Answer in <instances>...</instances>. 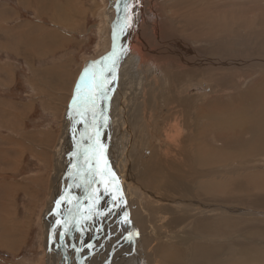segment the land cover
<instances>
[{
    "label": "rangeland",
    "instance_id": "rangeland-1",
    "mask_svg": "<svg viewBox=\"0 0 264 264\" xmlns=\"http://www.w3.org/2000/svg\"><path fill=\"white\" fill-rule=\"evenodd\" d=\"M131 1L133 7L130 9L132 15L130 24H134L136 33L133 37L130 35V38L133 42L138 41L134 40L135 36L138 37V32L142 46L150 48L151 52L146 56L143 64L138 66L137 58L132 57L131 51L126 52L125 55L118 51L120 59L115 68L116 78L109 82L112 73L108 77V88L112 89L113 95L110 105L119 108V111L115 113L118 112L121 118L119 122L124 143L121 147L117 142L118 138L115 139L118 147L116 154L119 159L110 156L111 160L107 157L110 165L114 164L118 167V174H122V169L123 172L124 169L128 170L123 178H117L119 187L125 190L124 185L126 186L128 205L123 207L119 204L116 209L115 219L119 220L122 226V235L112 236L111 232L109 234L104 231V234L108 236L104 239L100 235L96 237V248L101 249L94 255L89 252L85 264H97V261H92L95 255L103 257V262L107 261L106 264L108 261L109 264H161L156 256V249L160 250L158 247L162 245L176 248L179 252V262H166V264H205L201 263L203 262L201 259L192 258L193 243L222 246L223 255L229 252L237 260L236 263L242 260L239 262L241 264H254L255 261H252L251 256L248 258L249 256L246 255L249 254L241 251L244 246L252 247L258 255H261V261H256L255 264H264V228L259 227L264 226V190H260L264 189V151H257L255 153L259 154L256 155L254 153L246 155L243 160H237L236 157L231 160L222 158L208 168L204 164L206 160H202L199 156L203 153V149L199 146L204 145L199 139L204 138L203 135H209L212 137L211 140L205 141L219 147L223 139L219 131H224L225 126H232L233 120L217 114L215 126L210 124L206 129L204 126L206 121L214 123V117L208 119L209 115H205L208 113L206 110L199 114L198 128L201 130L198 133L197 146L194 147L191 143V138L197 134L191 129L193 123L197 122L193 112L197 106L211 109L208 102L213 98L225 100L228 97H237L235 107L245 106L243 113L248 115V113L257 112L259 114H256L254 119L264 121V114H262L264 84L258 85L260 80L264 82V0H140V6L135 0ZM115 2L116 0H70V2L68 0H0V100L4 101H0V149L6 148L7 151H0V219L1 217L16 218L18 224L24 226V230L28 233L27 240L15 252V248L9 244L12 242L13 234L6 220L3 221L5 226L0 222V246L2 247L0 248V264H5V261L7 264H47L46 256L49 250L46 251L43 248L45 241L43 238H49V236H46L44 230L48 226L47 218L54 214L52 211L45 213L48 209L46 200L51 193V191L49 193V180L52 176L58 179L61 175V171L57 173V170H52L56 164L55 155L67 156L66 158H70L71 162L75 158L72 153L73 146L71 149H65L68 140L71 143V138L75 141V138L79 136L80 117L75 116L74 113L71 117L69 115L72 98L85 68L101 60L102 55L109 49L116 16ZM150 9L154 12L156 20L151 18ZM142 11L141 17L139 12ZM64 23L69 27L64 26ZM130 27L125 28V36ZM154 38L160 46L156 45ZM181 43L185 48H190L189 56L194 60L198 61L205 56L213 60V65L217 66L214 68L217 72L211 69L210 63L205 65L208 68L202 66L198 70L201 72L212 70L214 71L212 73H216L222 80V84L224 82L227 84L226 87L229 84L231 86L226 88L218 85L219 88H214L211 80L201 76L184 77V59L177 54L182 51ZM121 48H123L122 45L118 50ZM185 58L188 57L185 56ZM192 58L188 59L193 60ZM225 61L228 65L223 63ZM176 70L182 73H178L179 71L175 73ZM174 74L180 79H186L188 83H185L184 88L189 92L184 90L180 97L172 98L170 96L173 86L171 77ZM10 75L19 76V80L8 88V84L11 83ZM20 77L24 83L20 81ZM117 78L121 79L119 83L116 82ZM255 78L258 80L254 81ZM231 79L234 85L230 83ZM191 83H197L200 88H193ZM256 84L258 87L254 86ZM251 89L256 93L258 91L253 101L254 108L251 104H246L252 100ZM233 93L235 94L232 95ZM240 101H242L241 106ZM218 108L219 112L229 111V108L225 106H223L224 110L221 106ZM32 109L34 111L24 118L27 111ZM141 112L145 113L148 120L147 126L142 121ZM105 115L108 120L107 112ZM245 118L237 117L236 121L240 124L251 123V119L249 122L248 117ZM174 122L179 123L183 132L179 143L172 144L168 143L166 128L168 123ZM70 124L77 126L74 137L71 131H65ZM247 125L249 126L246 124L244 127L247 128ZM12 128L18 132L13 133L11 140L8 139V135ZM261 128L254 127L255 131H258L255 137L264 136L262 133L264 130ZM21 130L22 134H20ZM64 131L68 133L65 135ZM83 144L84 141L82 144L76 142L77 147H83ZM109 148L111 152L112 147ZM186 150L188 151L187 159L183 156V151ZM118 153L122 157V168L121 165L119 166L121 158ZM173 155L176 159L178 158L177 160L183 158L180 160L183 162L176 165ZM4 156L9 162L4 160ZM150 160H154L160 168L157 176L163 177L168 173L172 177L185 178L191 187V191L188 192L190 195L182 198L184 194L181 189L172 194L169 191L163 192L156 183L155 185L145 183L144 169L149 165ZM167 163L172 164L171 168L167 166ZM196 165L198 172L206 174L195 173ZM211 170L214 172L210 173ZM241 176H251L248 184L247 179H244V187L248 186L250 190L248 194L244 191L230 192L228 188H225L229 181ZM205 179H208L209 184L201 192ZM105 180L109 181L105 184V188L107 187V191L111 190L112 195H115L116 185L110 183L111 177L107 176ZM258 185H262L259 191H257ZM105 188L102 190L105 191ZM88 189L85 186L84 191H81L83 194L80 192L77 197L80 198L82 195L85 201L92 187L91 190ZM164 195L176 196L173 202L165 204L170 208L167 211L156 208L161 205L158 206L157 203ZM248 197L255 199L259 207L251 202L247 203ZM195 199L202 202L200 206L197 207L194 204ZM110 200H114L113 197ZM74 201L75 198L72 197L71 202L74 203ZM88 203L87 200L79 207L75 205L73 214V211L71 213L68 211L72 210L69 202L55 214V218L61 219V224L57 225L55 222L54 225H49L52 228L53 242L51 259H48L49 264L57 263H54L53 259L59 253L53 251V247L55 243L58 246L60 244L59 233L64 231L62 229L64 224L67 226L75 216L76 225L83 228L80 221L82 216L92 218L93 207L87 206ZM84 204L89 207L86 212ZM180 211L185 212L183 213L185 216L191 214V218L189 215L186 218L183 214V216L180 215ZM197 211L198 213L202 211V214L199 215ZM125 212L128 216H126L128 218L126 222L123 219ZM138 212L141 213L138 214ZM194 213L199 218L212 214L209 218L199 219L198 222L201 224L208 221L207 219L223 222L229 220L241 224H221V228L219 226L218 229L212 230L206 227L202 231L201 228L195 227ZM181 216L185 222L183 220L184 223L180 224ZM205 224L216 225L208 222ZM223 226L228 227L223 232H216L224 229ZM137 233L138 235H135ZM184 233L190 235L185 237L186 240H184ZM130 234L133 235L130 236ZM67 236L68 241L66 242V238L63 237L62 243L69 245L71 239L69 234ZM113 238L121 241L114 244ZM178 238L181 243H178ZM17 239L16 237V247L20 242V239ZM100 241L105 244L101 246ZM112 244L116 246L115 252L119 250L118 252L121 253L120 257H116L117 254H111ZM225 246L227 248L224 250ZM245 258L250 259L249 262Z\"/></svg>",
    "mask_w": 264,
    "mask_h": 264
},
{
    "label": "bare ground",
    "instance_id": "bare-ground-1",
    "mask_svg": "<svg viewBox=\"0 0 264 264\" xmlns=\"http://www.w3.org/2000/svg\"><path fill=\"white\" fill-rule=\"evenodd\" d=\"M139 1L140 0H138V3L136 2V4L138 6H140V2H141V1L140 2ZM128 2L131 3L132 1L131 0H128ZM150 13H151V18L152 19L155 18L154 20H156V16H155L154 12L151 9H150ZM139 14L142 17L143 16V11L141 13L139 12ZM142 20L143 19H141V21ZM134 22H136V21H134ZM139 22H140V20H139ZM142 22H144V21H142ZM133 25H131L130 30H129L127 36H125V30H124V32H123L124 34L122 36V40H121L120 46L122 45V47L127 50L126 52L131 51L130 54H132V57L135 58V59L137 58V61H136L137 65L138 66H141L143 64V62L145 61L146 56L148 54H150L151 51H150V48H147V47L142 46V42L140 40V37H139L138 32H137L138 37L135 36V39H134V40H138V41L133 42L131 40L130 35H132V37H133L134 34L136 33V31H135L136 29H134L135 26L133 27ZM154 32H155V30H154ZM164 37H165V35H164ZM154 41H155V43H156L157 46H160L159 43L156 41L155 38H154ZM181 50L182 51L179 52V53L177 52V54L180 56V58H183L184 59V63H183V65L185 66V69H184L185 71H184V75H183L184 77H186V78H196V77L201 76V77H203L206 80L207 79L208 80H211L213 82L214 88H217L218 85H222L224 87L227 86V84H224V82L222 84V80L219 79V76H217L216 73H212L214 71L217 72L216 70H214V68L215 67L217 68V66H214L213 65V63H214L213 60H211L209 58H206L205 56H203L204 58H199L198 61L194 60L191 56H189V53L191 51L190 48H188V47L185 48L184 44H182V43H181ZM146 51L148 52L147 54L145 53ZM126 52H123L122 54L125 55ZM133 53H135V54H133ZM183 55L187 56L188 58H192L193 60H190L188 58H185V56L183 57ZM120 61H122V60H120ZM133 62H134V60H133ZM202 62L204 64H202ZM255 62H259V61L255 60ZM208 63H210L212 65L211 66V69L214 70V71L209 70L208 72H206V71L205 72H201L200 70H198L199 68H201L202 66H205ZM223 63L225 65H228L227 64L228 62H226V61L223 62ZM219 64L221 65L220 62H219ZM125 65H126V62H125ZM132 65H133V63H132ZM131 67H129V68H131ZM122 68H124V67H122ZM204 68H208V67L205 66ZM128 71H130V70H128ZM177 71H179V70H176L175 73ZM180 72L181 71H179L178 73H180ZM130 75H132V74H130ZM174 75H172V77H171V81L173 83V86H172L171 91H170V96L172 98H174V97H180L181 92H183L185 90L184 86H186V84L188 83V82L186 83V81H185L186 79L185 80L184 79H180L177 75H175V76ZM226 76H227V74H226ZM128 77H129V75H128ZM223 77H225V76H223ZM120 80L121 79H118L117 78L116 82L119 83ZM257 80H258V78H255L254 79V81H257ZM111 81H112V79L109 80V82H111ZM118 83H116V84H118ZM230 83L232 85H234V82L232 81V79H231V82ZM260 83L264 84L263 80H260V82L258 83V85H262ZM116 84H115V87H116ZM129 85H131V84H129ZM258 85L256 84L254 86H257L258 87ZM191 86L193 88H195V89L200 88V86H198L197 83H191ZM229 86H231V85L229 84L228 87H226V88H229ZM115 87H113V88H115ZM111 90L112 89H110V91L108 93L109 96H110V99L108 101H101V102H99V107L98 108L104 114H106V112L108 114V120H107V123L106 124H104L103 118L101 116L99 117L100 124L102 125L101 126V129H100V132H101L100 137H101L102 143L106 146V149H107L106 156H108V157H110V156L112 157L113 156L114 159H115V158H118L117 157V154H116V151L118 150V147H117V144L115 143V139L118 138V141L117 142H119V145L122 147V145L124 143V139H123L124 137H123V132H122V129L120 128V122H119V121H121V118H119V115L117 114L118 112L115 113L119 108H118V106L111 107V105H110L112 103L111 98H113V95L111 94L112 93ZM212 90L213 89H211V91ZM185 91H188L189 92V90H185ZM211 91H210V94H211ZM250 91H253V94L250 95V97L252 98V100L251 101L249 100V103L246 102V104H248V105L251 104V106L254 108L253 101L255 99V96H257L258 91H257V93L255 92V90H252V89ZM151 93H153V92H151ZM235 93H237V92H235ZM235 93H233L232 95H234ZM244 96H246V94ZM171 97H170V99H171ZM235 98H237V97H230V98L228 97L225 100L218 99V98H213V99H211L210 102H208V106L211 109L206 108L204 106H197L196 109L193 112L194 113V118L197 121L196 123H193V125L191 126V129H193L197 133L193 138H191V140H192L191 143L193 144L194 147L197 146L198 133L201 130L200 128H198V124H199L198 123V120H200L199 119L200 118L199 117V114L205 112V110H206V111H208V113L205 114V115H209V118L208 119H211V117L212 118L214 117V123L213 122L211 123L209 121H206L205 122L204 126H205L206 129L209 127L210 124H212V125L215 126L216 119H217V114L218 115H222L223 117H226L229 120H233L231 122L232 126H225L224 131H221V130L219 131L218 128H217V130L219 131V135L223 138L222 139V142H221V145L219 147H217V145L215 146L214 144H211V143L208 142L212 138L209 135H207V136L206 135L205 136L203 135L204 138H202V139L200 138L199 139L204 144L203 146H201V145L199 146L201 149H203L202 150L203 153H201V151H200L199 153H201V154L199 156L201 157L202 160H206V162L204 164H206L208 168L211 167L210 165L213 166L214 165L213 163L215 161L216 162L218 160L220 161L222 158L223 159L228 158V159L231 160V158H235L236 157L237 160H243V159L246 158V155L248 156V155L253 154V153L256 155V154H259V153H255V152H257V151H264V136H258L257 135V137H255V135H256L255 133H257L258 131H255V129H254V127L259 126L260 128L262 127L261 129L264 130V121H261L260 119H259L260 121L259 120L257 121V119H254V118H256V114H259L257 112L252 113V114L248 113V115H246L245 113H243V109H245L244 108L245 106L244 107L242 106L243 108L242 107H239V106L238 107H235V102H236ZM238 98H239V96H238ZM221 100H223V101H221ZM0 101L1 102H4L3 100H0ZM241 105H242V101H240V106ZM220 106H221V109H223V110H224L223 106L228 107L229 108V111L219 112V108L218 107H220ZM111 108H112V110H111ZM262 114H264V112ZM16 115H17V113H16ZM90 115H91V113L88 116L89 123H91V116ZM141 116H142L141 118H142L143 123L147 126L148 125V120H147V118L145 116V113L144 112H141ZM237 117H239V118H241V117L242 118H245V117L247 118L248 117L249 122H250V119H251V123H247L246 122V123L240 124L239 122L236 121ZM134 123H136V122H134ZM246 124H249V126L247 125V128L244 127V126H246ZM250 125H252V126H250ZM76 127H77L76 125L70 124L69 128H67L65 131H71L72 134H73V137H74V133L76 131ZM260 130H259V132H260ZM65 131H64V133H65ZM78 131H79V136L75 138V141H73V138H71L72 139L70 141L71 143H69V140H68L66 142V145L67 146L65 148L66 150H68V148L71 149L72 146H73V152L72 153H73V155L75 157L74 160L71 162L70 161V158L69 159L66 158L67 156L65 157V156L56 154L55 155V162H56V164H55V168H53L52 170L53 171H56L57 170V173L61 171V175L59 176L58 179H56L55 176H52V177H50L51 180H49L50 181V183H49V189H50L49 190V193H50V191H51V193L49 194L50 196L48 195L49 198L47 197L48 200H46L47 201V204H48V209H47V211L45 213L47 214L49 211H52L54 214H52L51 216H49L47 218V220H48L47 221L48 226L45 227V230H44V233H46V236H49V238H43L45 240L43 242L44 243V245H43L44 247L43 248L46 251L49 250V253L47 255L48 257L46 256V263L47 264H49L48 259H51V252H52L51 247H52V244H53L52 239L50 240V237L52 236V234H51L52 228L49 225H54V223L57 220H60L61 221L60 218H55L56 217L55 214H57L58 210L64 208V205L67 206L69 202H70V205H71L73 214L75 213V211H74V205H77L78 207L80 206V205L77 204L78 203V198H76V197L79 196L78 194L82 190L84 191V188L87 185V181L82 178V174H79V169L80 168H84L85 174H86L87 169H88V165L86 163L85 154H83L81 157H76V155L78 154V152L84 151V147H86L90 143L86 138L84 140V136H83L84 132H86L87 135H91V136H92V133H91V129L90 128L86 129L85 124L82 123V122H79V124H78ZM166 131H167L166 137L168 139V143H172V144L179 143V141L181 139L182 132H183V128L180 127V125H179L178 122H174V123H170V124L168 123V128H166ZM16 132H18V130ZM16 132L12 128V131L8 135V139L13 138V133H16ZM66 133H68V132H66ZM66 133H65V135H66ZM262 133L264 135V132H262ZM20 134H22V130L20 131ZM193 135H194V133H193ZM241 135L243 137H241ZM244 136H246V138ZM139 138H140V136H139ZM140 140H141V138H140ZM205 140H208V141H205ZM83 141H84V144H83L84 146L83 147L80 146L81 147L80 148L79 146L78 147L76 146V142H77V144H82ZM219 142H220V140H219ZM168 143H166V144L168 145ZM69 145H70V147H69ZM198 145H199V143H198ZM109 147H112V151L111 152H110L111 149ZM113 147H114V149H113ZM5 149L4 148H1L0 151L7 152ZM167 149H168V147H167ZM196 149H198V148H196ZM196 149H195V151H197ZM118 156L120 157V154L119 153H118ZM179 156H180V154H179ZM183 156L187 159V156H188V151L187 150L186 151H183ZM173 157H174V163L176 165H178V164L180 165L183 162V161H180L183 158L180 159V160H177L178 158L176 159L174 155L172 156V158ZM3 158H4L5 161H8L9 162V160H8L7 157L5 158V156H4ZM120 158H121L120 159V162H119V160H118V162H119V166L121 165V168H122V164H121L122 157H120ZM188 159L190 160V158H188ZM111 160H112V158H111ZM194 160H195V158H194ZM107 161L109 162L108 159H107ZM197 161H198V159H197ZM68 163L70 165H67ZM189 163H190V161H189ZM110 164L111 163L109 162L108 165L110 166L111 172L115 174V178L116 179L117 178H120V177L123 178V176H125L127 174L128 170H125V169H124V172H123V169H122V174H118V171H119L118 167H115L114 164H113V166L110 165ZM160 164H161V162H160ZM116 166H117V164H116ZM167 166H169V168H171L172 164L171 163H167ZM191 166H193V165H191ZM195 168H197V165H196ZM210 169H212V168H210ZM144 170H143L144 171L143 178H144L145 183L152 184V185L153 184L155 185V183H156L157 186H160V188L163 189V192L164 191L165 192L169 191V192H172V194L174 192H176L177 190L181 189L182 194H184V195H182V198L187 197L186 195H190L188 192L191 191V189H190L191 187L187 184L186 179L183 178L182 176H180V177H174L173 176L172 177L171 175H168V173L166 174L167 176L166 175L163 176V177L157 176L158 173H160L159 172L160 171V168L154 162V160H150L149 165ZM161 170L163 171V169H161ZM198 171L199 170L197 168L196 171H195V173H200L201 175H203V174L205 175L206 174L204 172H198ZM213 172H214V170H211L210 171V173H213ZM190 173H192V172H190ZM250 178H251V176H243V177L241 176V178H238V177L235 178V179L232 178L233 181L225 180L226 182L229 181L227 184L225 183L226 184L225 185V188H228L229 189L228 191H230V192L244 191L246 194H248L247 192L250 191V190L248 189V186L247 187H244V184H245L244 179H247V184H248V181L250 180ZM104 179H106V177ZM187 179H188V177H187ZM96 180H97V183H95V184H93L91 186L92 187V190L90 189L91 190L90 191V194L89 195H86V199H85V201H87V200L89 201V203L87 204V206L90 205V207H91V205H92V207H93L92 208L93 216L90 219L87 216H85V215L82 216V219L80 221H81V225L83 226V228H80L79 226L76 225V222H75V219L76 218H75V216L72 217V220L69 222V224L67 226H66V224H64V226L62 228V229H64V231H61V232H64L65 233V236L64 237L66 238V242L68 241L67 234H69L70 239H71V242L73 241L74 242V245H72V244H69L68 245L67 243L64 244L60 240V244L58 246V244L54 242L55 243V247H53V251H56V252L59 253L53 259V262L54 263L57 262L56 264H78L77 261L80 260V259L83 260V263L82 264H85L87 262L86 261V257L88 258L89 252L94 255L96 252H99L100 251L99 249H101L100 247L98 248V250L96 248V245H95V238L96 237L98 238V236L100 235V236H103L101 238L104 239L106 236H108V235H106V233H108V232H109V234L111 232L112 236L113 235L119 236L120 234L122 235V226L119 223V220H116L115 218L117 217V211H116V209L119 206V204H122L123 207H125L126 205H128L127 204V198L128 197L125 194L126 193L125 192L126 191V186L124 185V188H125V190H124L122 187H119V185L117 184L116 185V189L118 188L119 189V192L117 193L116 189L114 190V193H116L115 194L116 199L109 201V199H111L114 196V195H112V191L111 190H108L107 192L106 191H103L102 189L105 188V183L104 182H101V178L99 176L96 177ZM207 180L208 179H205V181H203V183H202V189H201L202 191L201 192H203L205 190V189L203 190V188L207 187V184H209V181H207ZM191 182H192V180H191ZM261 186L262 185H258L257 186V191H259L258 189H260L259 187H261ZM260 190H264V189H260ZM206 191H207V189H206ZM117 194H119L120 196L118 197ZM71 196L75 198L74 203L71 202V198H72ZM249 196H250V194H249ZM61 197H65V199L61 201V204H63V206L61 205L62 208L60 207V209H57L56 202L58 200H61ZM89 197H91V199ZM188 197L189 198H192L191 196H188ZM175 198H176V196H171V195H168V196H165L164 195V196H162L161 198H159L160 199L159 200V203L156 202L158 204V206L160 204L161 205L159 207H156V208H158V209H160L162 211L169 210L170 209V208H168L169 206H166L165 204H169V202H171V201L173 202L174 201L173 199H175ZM211 198L213 200H215L214 197H211ZM259 198H261V197H259ZM248 199L249 200H246L247 203H250L251 202V203H253L255 205L258 204V202L255 199H252V198H249V197H248ZM182 201H183V199H182ZM201 203L202 202L201 201H198L197 199L194 200V204L197 207L200 206ZM243 203H245V202L243 201ZM207 205H208V203H207ZM85 207H86V205L84 206V208ZM88 209H89V207H86L85 212ZM127 211L129 212V209L128 208H127ZM198 211H197V213H198ZM201 212H199L198 214L201 215L202 214ZM210 212H212V211H210ZM139 213H141V212H138V214ZM183 213H185V212H182V211L179 212L180 215H182ZM190 213H192V212H190ZM125 214H126V212L123 215V219L126 222V221H128V218H127L128 216L125 217ZM183 215L186 218V216L189 215V214H187L186 216H185V214H183ZM211 215L212 214L209 213L206 216H203L202 218H199L198 216H195V213H194L193 216H195V222H194L196 224L195 227L196 228H201V230L204 231L206 227H209L210 229L212 228V230L213 229H218L221 224H227V223H238V224H241L240 222H234V221H229V220L226 221V222H223V221H220V220L219 221L218 220L209 221V219H207L208 221H206V222H208L210 224L215 223L216 225H212L211 226V225H206L205 224L206 222L205 223H202V224L198 222L199 219L209 218ZM182 216L179 219V221L182 220L180 222V224L185 222V219L184 218L182 219ZM191 216L189 218H191ZM108 217H110V218H108ZM164 218H165V216H164ZM192 219H194V217H192ZM241 219H243V218H241ZM4 220H6V219H3L1 217V221L0 222L3 224V221ZM159 220H161V218ZM183 220H184V222H183ZM15 222H17V219L15 220ZM140 223H141V221H140ZM79 225H80V223H79ZM119 225H120V227H119ZM129 225H130V223H129ZM3 226H5V225L3 224ZM177 226H179V225H177ZM227 227L228 226H223L224 229H221V230L219 229L216 232H219V231L220 232H223ZM259 227H263L264 228V226H259ZM25 228H26V226H25ZM53 228H54V226H53ZM220 228H221V226H220ZM89 230H92V231L91 232H88ZM104 231L106 232L105 234H104ZM102 233H103V235H101ZM263 234H264V230H263ZM186 236H190V235H187V233H184V240H186V238H185ZM113 239H115L114 241L112 240V243H114V244L117 243L118 241L119 242L121 241L118 238H113ZM178 239H179V242L178 243H181L180 238H178ZM104 244L105 243H103V241L102 242L100 241V245L101 246L104 245ZM114 244L111 245L110 252H111V254H113V253L114 254H117L116 257H120V254L121 253L118 252L119 250L115 252L116 246ZM218 245H220V244H218ZM57 247H58V249H57ZM77 247L79 249H77ZM221 247L222 246H213L211 244H209V245H199V243H193L192 244V258H195L196 260H200L201 259V260H203V262H201V263H205V264H241L239 262H241L242 260L239 261L238 263H236L237 260L232 257L233 254L231 255V254H229V252H226L223 255V252H222V248ZM158 248L160 250L156 249V256H157L158 260L161 261V264H166V262H179V258H180L179 257V252H178V250L176 248L172 249L171 247H168V246H165V245L159 246ZM226 248H227V246L224 247V250ZM241 251L248 253L249 255H246V256L247 257L249 256L248 258H250V256H251L252 261H255V262L256 261H261V258H260L261 255H258L257 254V251L254 248H252V247H245L244 246ZM246 256H244V257H246ZM121 257H123V256H121ZM236 258H238V257H236ZM103 260H104L103 257L98 256V255H95L93 257V259H92L93 262L97 261V264H106L107 261H104L103 262ZM107 260H109V259H107ZM245 260H246V258H245ZM248 260H250V259H248ZM248 260H246V261L249 262ZM255 262H254V264H255ZM108 264H109V261H108ZM250 264H253V263H250Z\"/></svg>",
    "mask_w": 264,
    "mask_h": 264
},
{
    "label": "snow or ice",
    "instance_id": "snow-or-ice-1",
    "mask_svg": "<svg viewBox=\"0 0 264 264\" xmlns=\"http://www.w3.org/2000/svg\"><path fill=\"white\" fill-rule=\"evenodd\" d=\"M138 3V0H135ZM124 16L118 17V23L113 25L112 31V51L109 55L102 57L101 60L95 61L89 64L83 73L81 74L79 81L75 88V94L72 98V104L70 107L69 115L70 117L75 114V116L80 117V121L85 124L86 129L93 128L95 129V135H87V133L83 134L84 137L90 142L85 147V157L86 163L88 165L87 172L85 174L84 168L79 169V174H82V178L87 181L86 188H91V186L97 183L96 177L99 176L101 178V182L107 184L109 181H106L104 178L107 176L111 177L110 183L113 185L118 184V180L115 178V174L111 172L110 166L108 165V161L105 156V145L100 142V129L101 124L100 120L97 117V109L99 107V102L107 101L110 99L108 88V80L103 75L104 71H110L112 73L111 79L115 80V68L117 66V61L119 60V52H126L127 50L124 48L117 49V40L119 39V35L122 34L125 28L130 27V21L132 19V15L130 9L133 7L128 0H125L124 4ZM119 11V9H118ZM99 69V71H98ZM91 113V123L88 121V114ZM100 116L103 118L104 124L107 123V116L101 112ZM75 130V129H74ZM107 192V187L105 188ZM117 193L119 189H116ZM91 199V197H89ZM65 197H61V200L56 202L57 209L61 207V201L64 200ZM113 199H116V196H113ZM71 213V209L68 210ZM127 214H125V217ZM57 225L61 224L60 220L56 221ZM65 233L60 232L59 236L61 241L63 240ZM133 234H130V236ZM135 235H138L135 234ZM51 240V237H50Z\"/></svg>",
    "mask_w": 264,
    "mask_h": 264
},
{
    "label": "water",
    "instance_id": "water-1",
    "mask_svg": "<svg viewBox=\"0 0 264 264\" xmlns=\"http://www.w3.org/2000/svg\"><path fill=\"white\" fill-rule=\"evenodd\" d=\"M124 2H125V0H116V2H115L117 7H116V16H115V21H114L115 23L114 24L118 23V17L122 18L124 16V14H125L124 13V7H123ZM118 9H119V11H118ZM112 31H113V27H112ZM122 35H123V33L119 35V39L116 42L117 43V49L120 47V43H121V40H122ZM112 43H113V41H112V32H111V40H110L109 49L102 55V57H105V56H107V55H109L111 53V51H112ZM110 73H111L110 71H104L103 75L107 78V80H108V77H109ZM100 113H101V111L98 108L97 109V117H98V119L100 117ZM90 129H91L92 136H94L95 135V129H93V128H90ZM99 139H100V142L102 143L101 137ZM84 153H85V147H84V151L78 152L76 157H81ZM106 154H107V149L105 147V156H106ZM106 159H108L107 156H106ZM90 189L91 188H89L88 190H90ZM76 198H78V203H77L78 205L84 203V197L82 195H81L80 198L79 197H76ZM84 206H85V204H84ZM74 207H75V205H74ZM71 244L74 245V242L72 241ZM77 249H79V248L77 247ZM77 263L78 264H82L83 260L80 259V260L77 261Z\"/></svg>",
    "mask_w": 264,
    "mask_h": 264
},
{
    "label": "crops",
    "instance_id": "crops-1",
    "mask_svg": "<svg viewBox=\"0 0 264 264\" xmlns=\"http://www.w3.org/2000/svg\"><path fill=\"white\" fill-rule=\"evenodd\" d=\"M69 2H70V0H68ZM67 6H69V4L67 5ZM64 11V10H63ZM64 26H67V27H69V25L68 24H63ZM19 76H9V81L11 82V83H9L8 84V88H10L13 84H15L19 79ZM20 81L22 82V83H24L23 81H22V79H21V77H20ZM22 91H24V90H22ZM34 107V106H33ZM34 110L32 109L31 111H27V114L24 116V118H26L27 117V115L28 114H30L31 112H33ZM9 196L11 195V194H8ZM15 220H16V218H14V217H11V218H9V219H6V223L8 224V228L11 230V232H12V234H13V237H11L12 238V242L11 243H9L10 245H11V247L12 248H15V252H17L18 250H19V248L21 247V245L27 240V238H28V233L24 230V226H22V225H19L18 223H16L15 222ZM0 221H1V219H0ZM16 237L18 238L17 240H19L20 239V242H19V244L17 245V247H16V243H15V239H16ZM15 243V244H14ZM14 244V245H13ZM0 248L2 249V247L0 246ZM5 264H7V261H5Z\"/></svg>",
    "mask_w": 264,
    "mask_h": 264
}]
</instances>
